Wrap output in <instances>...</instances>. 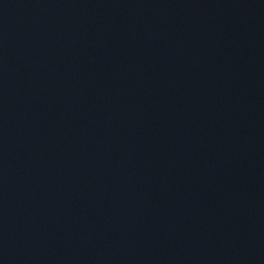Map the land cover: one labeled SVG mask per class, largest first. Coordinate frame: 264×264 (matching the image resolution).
Segmentation results:
<instances>
[{
  "label": "water",
  "instance_id": "95a60500",
  "mask_svg": "<svg viewBox=\"0 0 264 264\" xmlns=\"http://www.w3.org/2000/svg\"><path fill=\"white\" fill-rule=\"evenodd\" d=\"M0 264H264V0H0Z\"/></svg>",
  "mask_w": 264,
  "mask_h": 264
}]
</instances>
